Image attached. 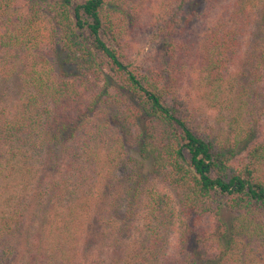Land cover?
<instances>
[{
	"label": "trees",
	"instance_id": "trees-1",
	"mask_svg": "<svg viewBox=\"0 0 264 264\" xmlns=\"http://www.w3.org/2000/svg\"><path fill=\"white\" fill-rule=\"evenodd\" d=\"M18 2L0 0V264H264V113L241 83L264 72V0Z\"/></svg>",
	"mask_w": 264,
	"mask_h": 264
},
{
	"label": "rangeland",
	"instance_id": "rangeland-1",
	"mask_svg": "<svg viewBox=\"0 0 264 264\" xmlns=\"http://www.w3.org/2000/svg\"><path fill=\"white\" fill-rule=\"evenodd\" d=\"M29 1L30 0H19V2H18V5H19L18 6V13H21V12L25 13L26 12L27 5H28L27 3ZM224 1L225 0H217V2L219 4H223ZM201 25L202 24H199V26H198L196 24L194 27L191 28V29H194L193 31L195 34L201 33L200 32L202 29ZM191 29H189V30L191 31ZM147 39H149V36H146V38H139L138 39V42L140 43V45L145 47V50L143 51L142 55L139 57L138 61L148 62L149 60L147 59V56H149V55L153 56V54L155 53L154 51H156V47L151 46L152 42H150V46L147 45L146 41H149ZM4 53L5 52L0 47V60L2 59ZM145 54L147 56H144ZM50 61H51V59H50ZM0 71H5V69H3V67L1 65H0ZM66 71H70V69L66 68ZM246 75H248V76H246ZM253 76H254V73H251V75H250V73L245 74V76L242 77L243 79L241 80V83L242 84L244 83V85H246L249 89H251V90H249L250 111L254 112V114L258 117L260 115V113H264V72H262V74H261L262 78H260V81H258V77H257L256 80L258 83L255 82L253 84V87H250L249 86V84L251 82L250 77H253ZM4 79H6V78L4 77ZM178 94H179V97L184 101V104L187 107V110L194 117L195 124L198 125L202 130L209 131V132H212L214 134L217 133V131L220 127V123H219L220 117L218 116L219 113L217 112V109L214 110L210 107V105L208 104V101L204 97L205 94L202 91H199L198 89L189 86L187 81L180 82ZM15 99H16V89L14 88L12 81L4 82V83H3V81H1L0 82V100H2V101L5 100L6 103L9 105ZM0 105L7 106V105H3V104H0ZM130 156H132V157L134 156L133 152H130ZM0 181H1V179H0ZM148 182H150L151 184H155L153 182V180L151 179V177L148 179ZM3 186H4V184L1 181L0 182V188L2 187V189H3ZM150 187L153 188V185H150ZM159 188L160 189H158V191L161 194H166V196L171 200L175 199L174 194H172V193L168 194L163 189V187H161V185L159 186ZM5 191L7 192V194H4L3 198L10 194L9 189H6ZM108 192L112 193L111 191H108ZM108 209H109V207L107 205L105 207L99 208L98 212H97V218L99 217L101 220L105 219L104 217L108 215L107 214ZM145 217H146V214H143V216L140 217V220L144 219ZM115 220H117V219H115ZM99 222L100 221H98L97 219H95V221H94V223H96V225ZM143 223H144V220L141 221L140 225L137 224L138 225L137 227L141 229V226L143 225ZM135 233L132 235L133 238H134ZM136 239H139V238H136ZM170 239H171V241H170L169 245H167V248H169L170 251L174 253V249L176 248L175 235L172 236Z\"/></svg>",
	"mask_w": 264,
	"mask_h": 264
}]
</instances>
